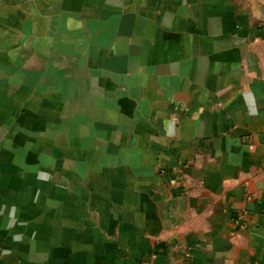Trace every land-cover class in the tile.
<instances>
[{"label":"crops","instance_id":"0c3cea01","mask_svg":"<svg viewBox=\"0 0 264 264\" xmlns=\"http://www.w3.org/2000/svg\"><path fill=\"white\" fill-rule=\"evenodd\" d=\"M263 1L0 0V264H264Z\"/></svg>","mask_w":264,"mask_h":264},{"label":"rangeland","instance_id":"374dc122","mask_svg":"<svg viewBox=\"0 0 264 264\" xmlns=\"http://www.w3.org/2000/svg\"><path fill=\"white\" fill-rule=\"evenodd\" d=\"M72 30L73 31H69L66 37H63L64 40L65 38L68 41L80 38L76 33L77 31H75V29ZM73 45L74 44H71L70 42L64 41L61 44V48L56 49L54 53L49 52L47 54L49 55V58L45 61V65L46 68L53 66L55 71L49 70L45 74L41 73L38 75L37 79L41 80V85L47 89L55 90L61 100H64L65 103L68 104L67 112L69 114L80 115V113H83L81 111L89 110L83 104V101H81V93L83 92L87 97L88 95L86 91H81L80 85H85L86 83L85 81L84 84H82V77L79 74L83 61L71 52ZM78 46L81 47V44ZM89 80V83H91V76L89 77Z\"/></svg>","mask_w":264,"mask_h":264},{"label":"built area","instance_id":"2783aa9c","mask_svg":"<svg viewBox=\"0 0 264 264\" xmlns=\"http://www.w3.org/2000/svg\"><path fill=\"white\" fill-rule=\"evenodd\" d=\"M244 215H245V214H241V215H240V218H243V219H244ZM243 219H242V220H243ZM155 258H156V255L153 254V255L151 256V259L154 260ZM132 264H151V262H150V261H139V260H138V261L133 262Z\"/></svg>","mask_w":264,"mask_h":264},{"label":"water","instance_id":"95a60500","mask_svg":"<svg viewBox=\"0 0 264 264\" xmlns=\"http://www.w3.org/2000/svg\"><path fill=\"white\" fill-rule=\"evenodd\" d=\"M261 5H262V13H263V15H264V1L261 2Z\"/></svg>","mask_w":264,"mask_h":264}]
</instances>
